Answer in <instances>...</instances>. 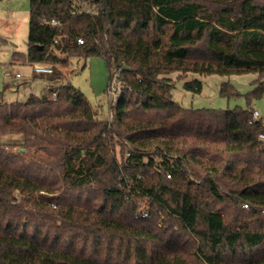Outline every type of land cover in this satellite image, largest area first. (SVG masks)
I'll use <instances>...</instances> for the list:
<instances>
[{
	"label": "trees",
	"instance_id": "obj_1",
	"mask_svg": "<svg viewBox=\"0 0 264 264\" xmlns=\"http://www.w3.org/2000/svg\"><path fill=\"white\" fill-rule=\"evenodd\" d=\"M140 1L146 17L128 19L127 0H93L95 14L29 0L27 51L14 60L99 56L109 74L126 67L127 89L110 122L69 83L54 99L0 100V134L21 136L16 149L0 143V264H264V123L251 108L264 97V0ZM172 73L259 78L245 109H186ZM219 94L239 96L227 83ZM145 196L148 217L134 218Z\"/></svg>",
	"mask_w": 264,
	"mask_h": 264
},
{
	"label": "rangeland",
	"instance_id": "obj_2",
	"mask_svg": "<svg viewBox=\"0 0 264 264\" xmlns=\"http://www.w3.org/2000/svg\"><path fill=\"white\" fill-rule=\"evenodd\" d=\"M130 2V0L121 2V5L127 4L129 7L128 19L131 15L146 17L147 6L140 0H135L134 5ZM29 8V0H0V100L4 103H20L25 102L30 95L44 94L51 97L50 89H57L69 83L89 102L96 112L97 119L110 122L112 115L106 97L109 73L102 57L67 58L65 64L49 63L54 67L53 73H60L61 78L56 80L49 79L47 75H35L31 64L22 58L13 59V55L19 54L23 57L27 51ZM57 55L65 59V55L59 52ZM16 74H19V77H16ZM168 77L174 85L171 92L172 100L183 108L220 110L245 109L246 94L253 90L254 82L259 78L255 73L229 76L172 73ZM193 79L202 83V91L199 94H193L183 88L185 82ZM224 83L232 86L239 96L230 98L221 96L219 89ZM251 108L259 113L264 123V97L252 100ZM20 138L18 135L0 134V143L9 149H16ZM109 148L110 154H114L118 161H122L119 144L110 141ZM222 206L223 204L214 202L216 209ZM226 218L228 223L230 215ZM261 252L264 253V249H261Z\"/></svg>",
	"mask_w": 264,
	"mask_h": 264
},
{
	"label": "built area",
	"instance_id": "obj_3",
	"mask_svg": "<svg viewBox=\"0 0 264 264\" xmlns=\"http://www.w3.org/2000/svg\"><path fill=\"white\" fill-rule=\"evenodd\" d=\"M93 0H71L72 6H71V13H80L85 12L89 14H95L96 13V3L92 2ZM41 22L45 25H49L55 28H58L61 23L56 19H46L44 17H41ZM59 38H54V44L58 43ZM76 42L78 45H82L85 42V39L83 37H78L76 39ZM32 71L35 75H51L54 72V67L47 63H33L31 64ZM123 70L124 66L119 65L113 68L109 74V83L106 89V97L108 104L110 105V108L115 105V103L118 101L120 95L124 92V90L127 89V86L124 82L123 78ZM16 77H19V74H16ZM52 99L55 98V93L51 96ZM109 108V110H110ZM109 116V115H108ZM111 116V115H110ZM111 118V117H110ZM260 115L257 111H253L252 113V120H258L260 119ZM260 139L264 141V134L260 136ZM152 160L156 163L158 160L154 157H152ZM154 169L157 172H161V169L159 167V164H154ZM166 177L170 178V172H166ZM125 178V186L126 189L129 191H133L135 194H140L141 189L136 187L131 180L128 178ZM140 179V177H138ZM147 197L145 196L143 199H139L137 203V209L134 214V218H147L148 217V211L145 204ZM244 208H247V205H243Z\"/></svg>",
	"mask_w": 264,
	"mask_h": 264
},
{
	"label": "water",
	"instance_id": "obj_4",
	"mask_svg": "<svg viewBox=\"0 0 264 264\" xmlns=\"http://www.w3.org/2000/svg\"><path fill=\"white\" fill-rule=\"evenodd\" d=\"M125 68H126V67H124V69H125ZM19 150H20V151H22L23 149H22V148H20Z\"/></svg>",
	"mask_w": 264,
	"mask_h": 264
},
{
	"label": "crops",
	"instance_id": "obj_5",
	"mask_svg": "<svg viewBox=\"0 0 264 264\" xmlns=\"http://www.w3.org/2000/svg\"><path fill=\"white\" fill-rule=\"evenodd\" d=\"M51 90V89H50Z\"/></svg>",
	"mask_w": 264,
	"mask_h": 264
}]
</instances>
